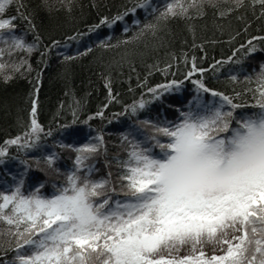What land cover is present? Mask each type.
Wrapping results in <instances>:
<instances>
[{
  "label": "trees",
  "instance_id": "obj_1",
  "mask_svg": "<svg viewBox=\"0 0 264 264\" xmlns=\"http://www.w3.org/2000/svg\"><path fill=\"white\" fill-rule=\"evenodd\" d=\"M138 2L146 7H137L111 25L100 24L105 17L111 21L123 15ZM168 2L17 0L7 8L4 18L17 17L12 34L34 48L31 53L12 50L9 55L8 45L0 40L4 49L0 63L6 66L0 71V147L6 149L0 157V193L10 194L19 187L25 196L39 190L42 197H52L67 186L68 175L75 171L73 149L96 144V138L103 136L99 151L86 161L92 171L86 167L77 174L82 179L110 180L116 188L112 200L123 201L119 177L124 174L121 163L129 159L131 143L159 155L151 137L157 135L161 143H167V137L156 134L151 125L169 127L180 123L185 113L209 115L220 107L221 98L199 90L194 81L242 105L222 108L232 111V127L259 112L255 89L264 66V6L254 0H242L239 7L235 0H212L202 8H191L187 16L158 21ZM147 24L156 25L155 30L145 28ZM4 39L11 43L7 32ZM253 46L257 50L250 52ZM193 58L204 71L186 79ZM173 80L182 83L159 99L148 91ZM108 85L114 99H110ZM34 99L43 130L34 147H25L37 135H26L31 133ZM141 99L145 107L133 113L129 106ZM101 110L103 116H97ZM135 131H142L148 144L139 142ZM18 136L22 138L18 144H6ZM69 144L71 148L66 147ZM50 155L55 156L51 166L46 162ZM5 228L0 223V231ZM31 251L26 247L19 254ZM17 255L12 238L0 236V264H14Z\"/></svg>",
  "mask_w": 264,
  "mask_h": 264
},
{
  "label": "snow or ice",
  "instance_id": "obj_2",
  "mask_svg": "<svg viewBox=\"0 0 264 264\" xmlns=\"http://www.w3.org/2000/svg\"><path fill=\"white\" fill-rule=\"evenodd\" d=\"M16 2L0 0V40L8 45L9 55L12 50L31 53L34 48L12 34L17 17L3 16ZM205 2L211 4L212 0H169L157 20L187 16L191 8H202ZM254 2L264 6V0ZM235 3L239 7L242 0ZM137 7L144 8L146 3L138 2L111 21L105 17L100 24L122 20ZM145 28L154 31L156 25L147 24ZM5 32L10 44L4 39ZM256 50L250 48V52ZM3 55L4 49H0V57ZM5 67L0 63V71ZM197 71L203 73L204 69H198L193 58L186 79ZM181 83L173 80L148 91L159 99ZM194 83L199 90L219 96L220 107L210 115L185 113L180 123L169 127L151 125L156 134L167 137V143H161L157 135L151 137L160 149L159 155L131 143L129 159L121 163L124 174L119 177L123 201L112 200L116 188L110 180L82 179L77 174L99 151L103 136L96 138V144L73 149L77 153L75 171L68 175L67 186L52 197H42L39 190L25 196L19 187L10 194L0 193V223L6 226L0 236L14 241L18 253L14 264H264V66L255 89L259 112L237 121L236 127L231 126L232 111L224 112L222 108L242 105L208 89L202 81ZM108 87L110 99H114ZM145 104L141 99L129 107L135 113ZM36 113L34 99L31 133L26 135H37L31 143L26 141L25 147H34L43 130ZM96 115L102 117L103 111ZM73 117L74 124L75 112ZM21 139L18 136L6 144H18ZM5 152L0 147V157ZM54 161V155L47 157L49 166ZM88 171L92 169L88 167ZM205 243L220 245L223 254L206 258L202 247ZM185 245H190L193 253L201 246L199 255H178ZM26 247L31 254L20 255Z\"/></svg>",
  "mask_w": 264,
  "mask_h": 264
},
{
  "label": "rangeland",
  "instance_id": "obj_3",
  "mask_svg": "<svg viewBox=\"0 0 264 264\" xmlns=\"http://www.w3.org/2000/svg\"><path fill=\"white\" fill-rule=\"evenodd\" d=\"M211 114V113H210ZM209 114V115H210ZM134 134L136 135V139L141 143L146 145L148 144V142L150 141L149 138H147L145 135L143 136V132L142 131H138V132H134ZM200 247L201 246H197V250L195 253H193L191 246L190 245H185L180 252L178 253V255L180 256H185V255H193V256H198L199 255V251H200ZM203 251L205 252L206 256H211L214 254H220L222 253L220 250V245L218 244H212V243H205L203 246Z\"/></svg>",
  "mask_w": 264,
  "mask_h": 264
}]
</instances>
